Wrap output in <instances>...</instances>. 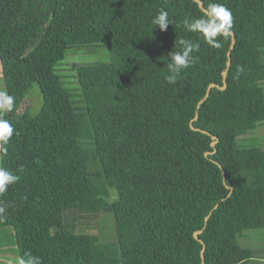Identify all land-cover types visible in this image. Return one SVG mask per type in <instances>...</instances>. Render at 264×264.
I'll return each instance as SVG.
<instances>
[{"label":"trees","instance_id":"trees-1","mask_svg":"<svg viewBox=\"0 0 264 264\" xmlns=\"http://www.w3.org/2000/svg\"><path fill=\"white\" fill-rule=\"evenodd\" d=\"M198 1L0 0L1 75L15 98L0 167L21 177L0 195V229H12L18 258L252 264L237 239L264 230V150L241 142L264 124V0ZM209 3L233 15L234 38L217 37L219 49L183 23ZM161 9L172 21L163 32L151 23ZM179 39L200 48L168 84ZM100 44L109 62L76 68L78 109L58 68L66 50ZM34 87L39 112L19 113ZM69 210L112 213L115 241L74 232Z\"/></svg>","mask_w":264,"mask_h":264},{"label":"rangeland","instance_id":"rangeland-1","mask_svg":"<svg viewBox=\"0 0 264 264\" xmlns=\"http://www.w3.org/2000/svg\"><path fill=\"white\" fill-rule=\"evenodd\" d=\"M262 57L264 59V51ZM109 60L108 48L104 44L86 48H70L66 50L64 60L58 68V73L63 78L65 87L71 91V94L73 95V102L76 104L78 109H83L85 105L77 82L76 68L86 65L107 63ZM0 90L5 91L1 75V65ZM40 107L41 97L37 87H34L32 93L21 103L18 112L21 113L25 110H29L32 114H36L39 112ZM250 139L251 142L255 139L258 142H263L264 127L259 128L256 132H254V134H248L247 138L245 137V142ZM83 143H85L87 147L90 146L89 142ZM254 146L259 147L260 144H255ZM112 198L114 199V197ZM63 222L66 226H72L74 228V232L94 234L98 236L101 243L113 242L116 236L115 223L113 215L110 212H81L78 210H69L63 212ZM2 231L3 232H0L2 233L0 241L5 240V238L6 241L10 240V236L7 235L10 230L7 229ZM13 240L14 237H11V241ZM237 242L242 249L255 251L256 254L252 264H264V230L248 231L244 233L243 236L238 237Z\"/></svg>","mask_w":264,"mask_h":264},{"label":"clouds","instance_id":"clouds-1","mask_svg":"<svg viewBox=\"0 0 264 264\" xmlns=\"http://www.w3.org/2000/svg\"><path fill=\"white\" fill-rule=\"evenodd\" d=\"M151 23L153 26H158L159 30L163 32L172 24V21L169 19V13L161 9ZM183 23L187 31L198 33L205 44L213 49H219L221 42L217 37L226 39L231 35L233 15L224 4L209 3L202 17L192 20L185 19ZM176 43L179 50L169 53L168 74L165 76L168 84H175L181 73L192 67L196 62L193 53L200 48L199 43H194L191 40L179 39ZM238 71H240L239 68ZM14 102L13 96L0 90V151L6 152V146L14 134V128L10 121L3 118L4 114L13 111ZM20 179L19 175L0 167V195L6 193L9 186L18 183ZM5 211L4 207H0V214L5 213ZM15 264H42V262L39 256L26 252L16 260Z\"/></svg>","mask_w":264,"mask_h":264},{"label":"crops","instance_id":"crops-1","mask_svg":"<svg viewBox=\"0 0 264 264\" xmlns=\"http://www.w3.org/2000/svg\"><path fill=\"white\" fill-rule=\"evenodd\" d=\"M262 127H264V124L258 126L252 133H249V134H254V132H256L259 128H262ZM247 136H246V138H247ZM252 136H254V135H252ZM249 141L245 142V139H243V142L241 144H244V146H254L255 144H260L259 147L262 150H264V141L258 142V141H256V139L252 140V142H251V139ZM7 229H9L11 231V232L8 231V233H7V235L10 236V240L6 241V238H5V240L0 241V264H15L16 260L18 259V253H16L17 249H16L15 240L11 241V237H14L13 231L11 228H3V229H0V232H3L2 230L5 231ZM244 233H246V232H244ZM1 235H2V233H0V236ZM114 241H115V239H114ZM252 251L254 252V256H255V254H256L255 251L254 250H252Z\"/></svg>","mask_w":264,"mask_h":264},{"label":"water","instance_id":"water-1","mask_svg":"<svg viewBox=\"0 0 264 264\" xmlns=\"http://www.w3.org/2000/svg\"><path fill=\"white\" fill-rule=\"evenodd\" d=\"M194 1H196L199 5L201 4L198 0H194ZM205 11V10H204ZM231 36L234 38V34L231 32ZM231 48H232V45H231ZM228 65H229V63H228ZM213 85H211V87H212ZM226 88V82H225V74H224V83H223V86L222 87H219V89H221V90H224ZM208 96V93L206 94V97ZM197 117V116H196ZM196 117L193 119V120H195L196 119ZM191 128H192V130H196L192 125H191ZM212 139H213V142L211 143V146L214 148L215 147V145H216V143H217V138L216 137H212ZM205 155H207V154H205ZM229 190H230V192H232V188H230L229 187ZM211 214V213H210ZM210 214L205 218V222H207L208 220H209V216H210ZM199 233H201V231H198V232H195L194 234H193V236H194V238L196 239V240H198L201 244H202V251H201V258H202V261L204 260V252H205V245H204V243L198 238V234Z\"/></svg>","mask_w":264,"mask_h":264}]
</instances>
